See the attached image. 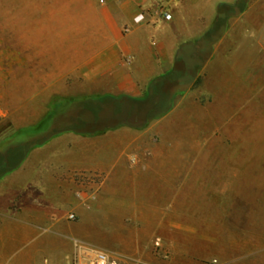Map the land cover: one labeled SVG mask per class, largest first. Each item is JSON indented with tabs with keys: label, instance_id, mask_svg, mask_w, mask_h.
Segmentation results:
<instances>
[{
	"label": "crops",
	"instance_id": "0c3cea01",
	"mask_svg": "<svg viewBox=\"0 0 264 264\" xmlns=\"http://www.w3.org/2000/svg\"><path fill=\"white\" fill-rule=\"evenodd\" d=\"M237 2L88 0L81 37L64 61L37 68L24 56L13 62L7 72L10 135L30 132L54 101L64 110L58 127L70 129L38 146H29L28 137L0 149V264H74L82 249L109 253L112 247L119 258L142 264L136 236L122 238L123 226L173 224L144 218L142 207L154 206L148 192L173 189L175 174L166 162L155 163L168 158L158 150L157 122L112 127L110 106L99 103L164 94L155 110L166 108L164 85L190 77L192 57L205 50L210 30L226 23V35L239 31L240 21L249 26L253 16L264 15V0ZM139 14L144 20L137 23ZM238 34L225 44L231 58L245 43ZM72 212L73 221L67 217Z\"/></svg>",
	"mask_w": 264,
	"mask_h": 264
},
{
	"label": "rangeland",
	"instance_id": "374dc122",
	"mask_svg": "<svg viewBox=\"0 0 264 264\" xmlns=\"http://www.w3.org/2000/svg\"><path fill=\"white\" fill-rule=\"evenodd\" d=\"M87 1L0 0V149L28 137L29 146L41 145L53 131L10 135L7 72L23 56L36 68L64 61L81 37ZM253 17L254 24L240 21L239 31L226 35V23L210 30L205 50L192 57L190 77L168 85V111L152 122L158 150L168 152L155 163L174 172L173 189L148 192L154 206L142 210L144 218L175 222L123 226L122 238L136 236L139 263L264 264V15ZM237 32L245 43L231 58L225 44ZM110 119L111 126L124 123L112 111ZM111 249L120 264L133 263Z\"/></svg>",
	"mask_w": 264,
	"mask_h": 264
},
{
	"label": "trees",
	"instance_id": "16d2710c",
	"mask_svg": "<svg viewBox=\"0 0 264 264\" xmlns=\"http://www.w3.org/2000/svg\"><path fill=\"white\" fill-rule=\"evenodd\" d=\"M244 0H238L237 4L243 5ZM242 8V7H241ZM216 29H212V32H215ZM207 35V34H206ZM206 37V36H205ZM161 84V83H159ZM172 84L171 81L167 82L164 87L163 90L165 93H167V88L168 85ZM158 91H162V87H160L158 89ZM160 97V98H158ZM157 98L160 99V102L157 103ZM164 99V94H161L160 96H158L157 94L155 95H147L144 99L141 100H135V99H130V98H119V99H113V98H106L104 100H102L99 104H103L104 106H110L111 111L114 113L116 111L115 116L117 117H124L123 121L124 123H128L130 125H132L133 123H135L136 121H139L140 119L143 121V125H146V123L159 118L160 116H163L167 111L168 108H164V109H159L157 112L158 114H154L155 110V106L159 104V106L162 105V101ZM169 101V98H167ZM162 100V101H161ZM167 101V102H168ZM96 105L98 103H95ZM168 104V103H167ZM166 107V105H165ZM52 111L55 112H59V113H64V110H62L60 107L58 108L57 103L55 102L52 105ZM62 117V114H61ZM63 118H55L52 116V114L50 113V115L43 120L41 123H39L38 125H36L34 128H32V131L35 132H45L46 129H49V126H51V129L49 131H52L50 134L48 133V136L42 140L41 143H44L45 141H47L48 139H50L53 135H55L56 133L62 132L66 129H70L67 127H58V122H60ZM63 121V120H62ZM111 122V121H110ZM140 123V124H142ZM120 123H117L116 125H118ZM115 125H112V127H114ZM140 126V127H141ZM58 129L57 131H54V129ZM47 129V130H48ZM95 133V132H94Z\"/></svg>",
	"mask_w": 264,
	"mask_h": 264
},
{
	"label": "built area",
	"instance_id": "2783aa9c",
	"mask_svg": "<svg viewBox=\"0 0 264 264\" xmlns=\"http://www.w3.org/2000/svg\"><path fill=\"white\" fill-rule=\"evenodd\" d=\"M165 19H170V16L165 14ZM144 15L139 14L135 18V22H142ZM69 220H75L74 214H69ZM74 264H120L117 259L112 258L108 253L97 249H82L78 258H76Z\"/></svg>",
	"mask_w": 264,
	"mask_h": 264
},
{
	"label": "bare ground",
	"instance_id": "6f19581e",
	"mask_svg": "<svg viewBox=\"0 0 264 264\" xmlns=\"http://www.w3.org/2000/svg\"><path fill=\"white\" fill-rule=\"evenodd\" d=\"M262 113V112H261Z\"/></svg>",
	"mask_w": 264,
	"mask_h": 264
}]
</instances>
